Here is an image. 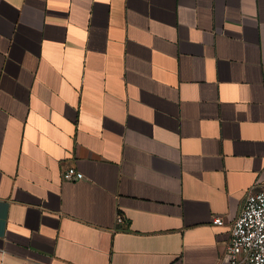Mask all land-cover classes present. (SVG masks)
I'll return each mask as SVG.
<instances>
[{
  "label": "crops",
  "instance_id": "0c3cea01",
  "mask_svg": "<svg viewBox=\"0 0 264 264\" xmlns=\"http://www.w3.org/2000/svg\"><path fill=\"white\" fill-rule=\"evenodd\" d=\"M263 187L264 0H0V264H224Z\"/></svg>",
  "mask_w": 264,
  "mask_h": 264
},
{
  "label": "built area",
  "instance_id": "2783aa9c",
  "mask_svg": "<svg viewBox=\"0 0 264 264\" xmlns=\"http://www.w3.org/2000/svg\"><path fill=\"white\" fill-rule=\"evenodd\" d=\"M61 177L64 181L82 179L72 167L64 169ZM116 221L121 223L122 218L118 215ZM212 224L222 226L223 221L215 217ZM229 232L222 258L224 264H264V187L247 191Z\"/></svg>",
  "mask_w": 264,
  "mask_h": 264
}]
</instances>
